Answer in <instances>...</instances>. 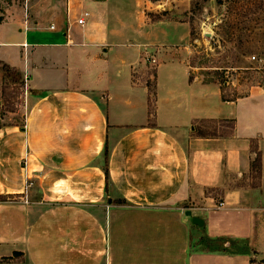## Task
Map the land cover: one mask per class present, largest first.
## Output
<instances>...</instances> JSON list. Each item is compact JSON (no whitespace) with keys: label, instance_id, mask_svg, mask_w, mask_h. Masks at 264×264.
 <instances>
[{"label":"crops","instance_id":"0c3cea01","mask_svg":"<svg viewBox=\"0 0 264 264\" xmlns=\"http://www.w3.org/2000/svg\"><path fill=\"white\" fill-rule=\"evenodd\" d=\"M165 4L0 0V264L264 256V84L193 76Z\"/></svg>","mask_w":264,"mask_h":264},{"label":"rangeland","instance_id":"374dc122","mask_svg":"<svg viewBox=\"0 0 264 264\" xmlns=\"http://www.w3.org/2000/svg\"><path fill=\"white\" fill-rule=\"evenodd\" d=\"M163 1V8H177V17L190 24L188 60L193 76L217 82L223 95L232 98L247 95L252 86L264 84V0ZM159 9H146L148 18L157 16ZM153 66L152 60L149 72ZM9 259L11 256H2L0 262ZM252 262L264 264V256Z\"/></svg>","mask_w":264,"mask_h":264},{"label":"water","instance_id":"95a60500","mask_svg":"<svg viewBox=\"0 0 264 264\" xmlns=\"http://www.w3.org/2000/svg\"><path fill=\"white\" fill-rule=\"evenodd\" d=\"M186 214L187 215H190L191 212L190 211H187ZM191 221L193 223H195V224H198V225H202L203 224V221L199 217L192 216Z\"/></svg>","mask_w":264,"mask_h":264},{"label":"built area","instance_id":"2783aa9c","mask_svg":"<svg viewBox=\"0 0 264 264\" xmlns=\"http://www.w3.org/2000/svg\"><path fill=\"white\" fill-rule=\"evenodd\" d=\"M77 22L82 24L83 23V18H79L77 20ZM254 58H255V56H252V59H254ZM29 185H30V179L27 178L26 186H29ZM221 205H222V203H219V206H221Z\"/></svg>","mask_w":264,"mask_h":264}]
</instances>
